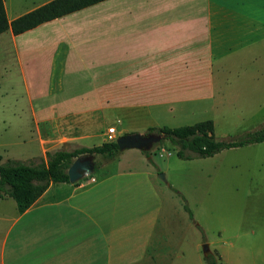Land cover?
Returning <instances> with one entry per match:
<instances>
[{
	"label": "crops",
	"instance_id": "obj_1",
	"mask_svg": "<svg viewBox=\"0 0 264 264\" xmlns=\"http://www.w3.org/2000/svg\"><path fill=\"white\" fill-rule=\"evenodd\" d=\"M48 1L3 5L10 21ZM5 36L22 71L24 57L31 67L55 57L61 71L75 67L73 81H58V97L49 87L39 114H93L100 83L108 98L116 97V83H139V97L166 103L264 107V74L253 69L264 61V0H103ZM8 47L0 40V62ZM68 82L76 87L62 94ZM123 151L94 160L98 174L86 182L50 183L21 213L0 197V264H156L161 198L153 185L148 197L149 171L126 163Z\"/></svg>",
	"mask_w": 264,
	"mask_h": 264
},
{
	"label": "rangeland",
	"instance_id": "obj_2",
	"mask_svg": "<svg viewBox=\"0 0 264 264\" xmlns=\"http://www.w3.org/2000/svg\"><path fill=\"white\" fill-rule=\"evenodd\" d=\"M0 40L9 46L8 60L0 62V65L5 63V72L0 75L2 160L37 162L49 149L69 148L76 143L98 145L106 142L105 133L110 127H114L116 138L129 132L145 133L150 127L173 128L210 119L215 139L235 140L264 124V107L255 112H241L206 99L166 103L156 97H139V83H116V97L112 98L107 97V84L100 83L99 92H93L99 94V99L94 100L93 114H39L47 107L44 102L51 88H54L53 96L58 97L59 83L71 78L73 81L75 67L68 68L67 73L61 71L56 57L50 66L40 62V67L34 62L31 67L24 57L22 71L14 54L11 56V41L6 36ZM253 69L255 74L258 71L264 74V61L255 63ZM64 86L66 90L62 94H70L76 87L69 82ZM146 88L144 85L145 91ZM149 151L146 156L141 150L131 148L123 154L125 162L138 171H149L150 186L141 184L138 188L146 187L145 193L151 198L153 185L161 198L153 231V237L159 239L160 256L156 264H208L204 244L208 245L206 253L216 264H264V143L184 159L163 139ZM109 157L94 154L96 163ZM94 170L79 181L97 176ZM160 173L164 179L158 177ZM7 200L14 202L11 197Z\"/></svg>",
	"mask_w": 264,
	"mask_h": 264
},
{
	"label": "trees",
	"instance_id": "obj_3",
	"mask_svg": "<svg viewBox=\"0 0 264 264\" xmlns=\"http://www.w3.org/2000/svg\"><path fill=\"white\" fill-rule=\"evenodd\" d=\"M100 1L103 0H50L8 21L3 0H0V33L10 29L12 34L17 35L45 21ZM213 129L212 120L207 119L173 128L150 127L145 133H162L163 139H167L175 147L176 155L184 159H189L192 156L208 157L222 149L264 141V124L235 140H217L213 135ZM118 152L115 140H111L93 146L73 144L69 148L49 149L37 162H24L18 159L2 160L0 155V197H11L15 201L17 211L21 213L43 193L50 183L69 181L67 168L78 155L90 153L113 156ZM142 152L146 156L150 154V151ZM94 169H96V164ZM188 214L191 217L189 210ZM204 257L208 264H216L209 253H205Z\"/></svg>",
	"mask_w": 264,
	"mask_h": 264
},
{
	"label": "water",
	"instance_id": "obj_4",
	"mask_svg": "<svg viewBox=\"0 0 264 264\" xmlns=\"http://www.w3.org/2000/svg\"><path fill=\"white\" fill-rule=\"evenodd\" d=\"M164 138L162 133L149 132H129L119 135L115 138L118 150L123 151L125 149L135 148L141 151H149L152 147ZM95 162L94 154L83 153L78 155L71 162L67 168V175L69 182H77L84 178L86 175L91 174L94 171ZM158 177L164 179V174H158ZM208 245H203V252H208Z\"/></svg>",
	"mask_w": 264,
	"mask_h": 264
},
{
	"label": "built area",
	"instance_id": "obj_5",
	"mask_svg": "<svg viewBox=\"0 0 264 264\" xmlns=\"http://www.w3.org/2000/svg\"><path fill=\"white\" fill-rule=\"evenodd\" d=\"M115 129L114 127H110L106 132V141H111L115 139Z\"/></svg>",
	"mask_w": 264,
	"mask_h": 264
}]
</instances>
